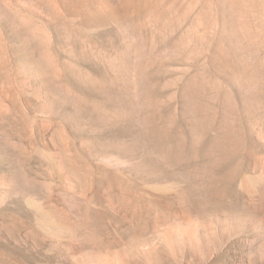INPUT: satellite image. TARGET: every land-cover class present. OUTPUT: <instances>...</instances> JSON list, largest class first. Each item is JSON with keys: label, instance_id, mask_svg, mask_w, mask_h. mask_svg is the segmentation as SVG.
<instances>
[{"label": "rangeland", "instance_id": "rangeland-1", "mask_svg": "<svg viewBox=\"0 0 264 264\" xmlns=\"http://www.w3.org/2000/svg\"><path fill=\"white\" fill-rule=\"evenodd\" d=\"M0 264H264V0H0Z\"/></svg>", "mask_w": 264, "mask_h": 264}, {"label": "bare ground", "instance_id": "bare-ground-1", "mask_svg": "<svg viewBox=\"0 0 264 264\" xmlns=\"http://www.w3.org/2000/svg\"><path fill=\"white\" fill-rule=\"evenodd\" d=\"M240 14V13H239ZM242 14V13H241ZM240 14V15H241ZM242 16V15H241ZM239 17V16H238ZM238 17H236V19H238ZM243 18V17H242ZM241 19V18H240ZM233 20V19H232ZM249 30V29H248ZM246 32H251L250 30L249 31H246ZM250 33H248V36H249ZM253 34V33H252ZM250 34V36L252 35ZM250 36L249 38L247 39H250ZM132 60H133V74L134 75V86H135V92L134 94L136 93V97H138L139 99H141L143 97V94H144V87H145V75H144V72H143V57L140 55V54H137V53H134L132 54ZM121 68V67H120ZM131 68V69H132ZM118 69V68H117ZM252 80V79H251ZM253 83V82H252ZM133 86V87H134ZM199 88V87H198ZM197 89V88H196ZM196 91V90H195ZM197 94V93H196ZM137 98V99H138ZM232 99V98H231ZM254 99V98H253ZM256 100V99H255ZM199 101V99H198ZM228 101V100H227ZM230 101V99H229ZM255 102V101H254ZM205 103V102H204ZM231 103V102H230ZM204 107V106H203ZM139 110H141V107L139 108ZM193 112L194 114L196 115L197 117V121H198V125H197V128L198 126L201 127V130L202 129V125H205V120H204V116H203V112H202V107L199 105V104H193ZM196 120V119H195ZM196 127V126H195ZM199 127V128H200Z\"/></svg>", "mask_w": 264, "mask_h": 264}]
</instances>
